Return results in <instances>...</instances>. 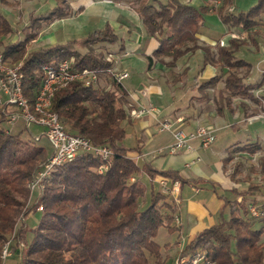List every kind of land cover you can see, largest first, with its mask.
Listing matches in <instances>:
<instances>
[{
  "label": "trees",
  "instance_id": "1",
  "mask_svg": "<svg viewBox=\"0 0 264 264\" xmlns=\"http://www.w3.org/2000/svg\"><path fill=\"white\" fill-rule=\"evenodd\" d=\"M211 1L214 0L198 6L180 0L128 1L141 17L147 36L158 40L157 48L145 55L147 69L162 55H170L167 64L173 67L184 53L199 48L198 35ZM54 2L43 12L29 13L23 38L5 44L1 50L4 58L22 61V92L29 102L36 96L46 68L54 69L60 61L73 57L72 70L90 69L99 73L112 67V62L101 53H94L92 46L99 42L122 44V39L106 24L81 39L28 50L43 24L72 14L70 0ZM231 4L232 0H222L217 10L221 21L231 27L250 29L264 13V0H257L248 9L236 13L227 9ZM12 32L11 22L0 12V38ZM76 44L84 49L80 50ZM240 44L230 38L229 45L219 46L216 52L208 46L202 47L203 65L249 69L250 64L235 55ZM218 78H209L198 83V87H208ZM112 80L114 90L71 82L55 92L51 105L67 132L85 137L93 145L111 148L108 168L99 173L100 158L89 152L80 154L55 166L28 206L26 184L50 158L52 149L48 153L38 143L41 137L35 138L30 133L32 138H24L21 132L11 133L2 127L13 110L0 109V264L7 242L11 255L18 256L15 264H150V258L152 264H164L155 237L161 226L169 232L178 230L174 221L179 206L173 196L151 190L149 203L141 207L147 190L143 177L153 180L160 176L171 183L187 180L176 170L158 169L148 161L138 163L128 154L129 151L140 153L142 148L140 136L135 147L123 144L124 122H131L134 105L122 81L114 77ZM262 80L243 84L241 77L229 73L224 88L229 97L257 100L249 92ZM245 146L239 148L251 151L256 148L254 143ZM255 188L260 190V187L244 190L233 187L235 195L242 194V201L237 203L243 215H236L230 208L228 219L222 218L198 231L186 249H204L215 264H264V226H253L254 219L248 217L245 206V196ZM229 203L226 199L225 205ZM36 211L40 217L30 228L27 217Z\"/></svg>",
  "mask_w": 264,
  "mask_h": 264
},
{
  "label": "crops",
  "instance_id": "2",
  "mask_svg": "<svg viewBox=\"0 0 264 264\" xmlns=\"http://www.w3.org/2000/svg\"><path fill=\"white\" fill-rule=\"evenodd\" d=\"M180 1L196 6L207 3V0ZM239 1L232 0L227 9L238 12ZM221 3L222 0L211 1L207 13H216L219 17L217 10ZM70 5V16L53 21L41 31V34L44 33L40 36L41 45L61 43L56 42L52 29L68 21L83 26L79 21L82 17L102 25L93 30L102 29L106 24L110 25L122 39L125 52L119 60L126 61L127 67L134 68L139 79L138 88H133L132 91L123 84L129 93V99L135 106L151 103L157 109L156 117L147 114L127 124L138 125L141 130L139 144L142 145L140 153L132 151L129 155L138 163L148 161L158 169L176 170L187 180L185 183L176 180L179 182L176 198L179 211L175 215V223L179 228L171 235H174L175 241L180 239L189 242L198 231L227 218L230 214V207L225 205V201L234 197L232 188L236 184L233 183L227 163L224 162L228 149L234 144L264 142V120L255 113L249 114L252 104L248 100L231 96V101L223 104L225 93L219 92L224 87V67L211 63L203 65L202 47L208 46L211 51L216 52L219 46L229 45L230 38L237 35L236 30L221 21L224 32L214 35L203 25L198 35L199 48L184 53L175 61L171 68L175 76L172 79L168 78L165 66L158 61L147 69L145 55L151 54L157 48L158 40L154 36H147L141 17L128 1L70 0ZM259 23V28L254 29L250 39L235 51L237 57L250 64L248 83L260 82L264 73V15ZM88 25L85 24L84 27ZM46 41L50 43L44 44ZM127 67L123 71L128 72ZM214 76L221 77L216 86L208 88L209 92L216 91L215 95L208 93L207 97H203L198 83ZM129 77L130 73L127 78ZM144 88L147 90V96L138 93V89ZM218 88L220 89L217 91ZM256 90L264 94V78ZM177 118L182 121H177ZM158 120H169L173 127H180L185 131L193 130L199 125L211 126L215 129L216 140L207 148H200L195 141L193 150L170 154L166 148L172 142V134L166 130H158ZM159 150L161 152H158ZM160 179H166L172 184L170 179L156 176L153 180L149 179L150 191L161 190Z\"/></svg>",
  "mask_w": 264,
  "mask_h": 264
},
{
  "label": "rangeland",
  "instance_id": "3",
  "mask_svg": "<svg viewBox=\"0 0 264 264\" xmlns=\"http://www.w3.org/2000/svg\"><path fill=\"white\" fill-rule=\"evenodd\" d=\"M54 3H55L54 0H0V12L5 17L8 18V20L11 22L13 26L12 33H9L0 38L1 40L0 53L2 54L1 50L5 44L23 38L24 36L23 31H25L23 29L24 26L28 23L29 13L43 12L46 9H48L49 6L51 5L53 6ZM254 3L255 0H240L237 9L238 11L246 10ZM262 15H264V13L260 15L259 21L261 20ZM79 21H81L80 23H83L84 25L85 24H89V25L87 27H84V25L82 26L74 22H72L71 24L68 21L66 24H59L57 25V27H54L52 29V34L56 42H64L72 37L81 39L85 37L89 32H91L94 28L102 26L100 23H97L95 21H90V19H88L87 21V18L84 17L80 18ZM260 24L261 23H258L256 26L247 30L241 29L237 26L233 27L236 30L238 36L234 38L241 43L238 46V49L241 48V46L244 45L248 39H250V36L253 35L254 33V29H258L259 28L258 26H260ZM48 25L49 24H43L42 27L38 29V34L36 38L31 42L30 46L28 47V50L42 46L40 41L41 40L40 36L44 33L41 34V31ZM204 26L209 33L214 35L221 34L224 32L222 22L218 17V15H216V13L215 14L207 13L204 15ZM133 40H135V37L133 38ZM48 43L50 42L46 41L44 44H48ZM76 47H78L80 50L84 49L81 47V45L78 44H76ZM92 48L94 50V53H101L105 59L112 62V67L106 70H102L99 73L95 71L97 77L93 85L103 90H114L112 84L113 73L116 71L117 72L122 71L124 68L127 67L126 61L120 62L119 60L121 55L124 54L125 52V47L123 43L120 44L119 41L99 42L98 44L93 45ZM169 57L170 55H162L160 56L158 62L165 66V74L168 76V78L174 79L175 78L173 74L174 72H172L171 70L172 66H169L167 64L169 61H171V57L170 58ZM4 60L7 62L6 64L8 65L16 64L18 62L22 63L21 60H11L10 58H4ZM66 60H68L72 64L74 58L68 57L66 58ZM224 69L225 70H224L223 81L229 75V73H232L237 75L238 77H241L243 84H249L247 81V76L250 73V68L246 69L245 67H238V68L229 69L227 67H224ZM127 70L130 73V77L123 79L122 84L127 86L132 91L133 88H138L137 86H139L138 85L139 79L137 77L138 74L136 73L134 68L127 67ZM220 79L221 77H219L214 82V84L201 89L200 90L201 95L203 97H207L206 95H209L210 93L212 94L214 93L215 95L216 91L209 92L208 88L216 86ZM71 82L81 83V81L77 79ZM224 87L222 89L218 88L217 91L220 89L219 93H221V91L225 93V96L223 94V96L225 97V102L223 101V104H227L231 101V99L228 95V91ZM256 89L257 87H255L249 93H251V95L257 100H253L251 98H245V99L252 104V107L254 106L253 108L251 107V110H249V114L255 113V115L257 116L262 111H264V96H263L264 94H261ZM204 90L207 92H205ZM0 97L1 100L3 101L0 102V109L3 110L5 109L7 111L15 110V107L12 104L8 102L7 103L4 102L7 100L5 95H1ZM239 98H244V97L239 96ZM133 105L134 108L137 107L135 106V104ZM9 116H8V120L1 124L2 127L7 129L11 133L21 132L24 138H32L31 134L33 136L37 134L36 136H34L35 138L41 137L38 143L44 145L48 153L51 152V147L49 145V142L44 136L40 134L44 129L43 126L34 123H29L28 125H26L25 122L20 118L17 119L14 123H9ZM131 118H132L131 121L133 119H136L133 118L132 115ZM124 124L126 129V136L123 139V144L129 148H132L135 146L136 138L140 135L141 130L138 127V125H134V126L127 125L128 122L126 123L124 122ZM27 126L28 129H26ZM250 143L252 142L244 143V145H246L245 147H248L247 145H249ZM253 143H254L253 147L256 148H253L254 150L252 151L247 148L245 149L239 148L241 145L238 144L232 145L227 151L226 163L229 173L232 177V181L233 183L236 184L235 187L237 189L244 190L249 187H260V190H258L257 188L252 189L251 191L253 192L245 196L246 197L245 206L247 207L248 210L246 214L252 220L254 219L253 226L259 227V226H264V142L263 143L253 142ZM131 152L132 151H129L128 154ZM143 181L147 186V190L144 199L140 203L141 207L149 203V197H150L151 182L147 176L143 177ZM42 186L43 183L39 188L31 189L28 186V182H27L26 187L29 189V196L26 202V206L32 203L33 199L38 194ZM233 196L234 197L230 200L229 207L236 215L242 216L243 215L242 209L239 208V205L237 203L242 201V194L236 193V195L233 194ZM38 209H40V207ZM229 215L227 219L229 218ZM39 217H40L39 211L30 213L27 217L26 223L30 228H32L38 222ZM174 232L176 231L169 232L165 227L161 226L155 237L156 242L160 246V258L164 261V264H190L192 262H195V264H215V262L212 260V258L207 254V252L204 249L201 248L195 250L186 249V245L188 242L182 241L180 239H177L175 241L174 235H171V233ZM29 237H30V233L28 234V238ZM1 260H2L1 264H15L18 260V256L16 254H12V255L10 254V256H6V258L1 257ZM152 262H153V258H150V264H152Z\"/></svg>",
  "mask_w": 264,
  "mask_h": 264
},
{
  "label": "built area",
  "instance_id": "4",
  "mask_svg": "<svg viewBox=\"0 0 264 264\" xmlns=\"http://www.w3.org/2000/svg\"><path fill=\"white\" fill-rule=\"evenodd\" d=\"M6 63L0 53V96L5 95L7 100L4 102H8L15 107V110L10 113L9 123H14L20 118L26 125L34 123L43 126L44 129L40 134L47 139L52 149L50 158L28 182V186L31 189L39 188L43 180L50 176L55 166L87 152L92 153L102 161L97 167V171L99 173L105 171L109 166L112 155L111 148L106 145H93L85 137L67 132L58 115L51 109L52 98L56 91L66 87L69 82L76 79L80 80L83 85H93L97 77L96 72L90 69L72 70L71 63L64 59L60 61L56 68L45 69V77L41 86L33 102H29L22 92V63L18 62L12 65ZM112 76L117 81H122L129 76V73L123 70L116 71ZM138 93L147 96L145 88L139 89ZM0 102H3L1 97ZM156 113L157 109L151 103L137 106L131 110L132 117L136 119L147 114L155 116ZM257 117L264 120V111L258 114ZM177 121H182V119L177 118ZM157 128L160 131L166 130L172 134V142L166 148V151L170 154L193 150L195 141L200 148H207L216 140L215 129L211 126L199 125L193 130L185 131L180 127H173L172 122L169 120H158ZM158 152H161V150ZM159 182L161 191L173 196L176 200L179 192V182L175 181L171 185L166 179H160ZM10 254L7 242L2 249L1 257L6 258ZM190 264H195V262Z\"/></svg>",
  "mask_w": 264,
  "mask_h": 264
}]
</instances>
